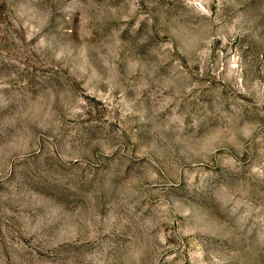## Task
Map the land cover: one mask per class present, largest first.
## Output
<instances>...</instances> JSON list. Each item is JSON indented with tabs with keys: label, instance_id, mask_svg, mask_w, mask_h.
<instances>
[{
	"label": "rangeland",
	"instance_id": "1",
	"mask_svg": "<svg viewBox=\"0 0 264 264\" xmlns=\"http://www.w3.org/2000/svg\"><path fill=\"white\" fill-rule=\"evenodd\" d=\"M0 264H264V0H0Z\"/></svg>",
	"mask_w": 264,
	"mask_h": 264
}]
</instances>
